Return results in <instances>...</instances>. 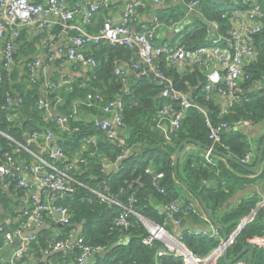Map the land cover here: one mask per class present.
I'll list each match as a JSON object with an SVG mask.
<instances>
[{
	"label": "trees",
	"instance_id": "16d2710c",
	"mask_svg": "<svg viewBox=\"0 0 264 264\" xmlns=\"http://www.w3.org/2000/svg\"><path fill=\"white\" fill-rule=\"evenodd\" d=\"M228 2L234 4L233 0H228L224 4L202 0L200 6L202 14L193 17L194 27L185 30L172 45H182L188 49L209 45L211 43L207 33L209 20L219 23L222 31L227 33L231 28L230 17L233 15V10L226 8ZM166 5L169 6L168 9L165 5L160 8L161 11L164 10L166 17L177 18L185 13V6L181 2L173 3L170 0ZM235 7L234 4L233 9ZM94 20L95 17L92 21ZM103 22L101 19V25ZM60 30L62 27L56 26L52 33L57 34ZM46 34V31L37 35L30 34L24 28L16 41L11 67L7 68L4 60L0 59V165L7 162V156H12L15 162L24 161V165L39 161L28 150L39 153L44 160L52 161L49 151L44 154L39 152V148L46 143L43 134L50 130L56 145L64 150V156L53 163L72 177L70 183L74 188L72 193L63 197L57 194L54 202L68 208L71 222L70 225L53 222L48 211L42 212L44 225L37 230L36 238L29 243L22 259L17 260L16 264H78L81 254L79 248L75 247L67 252L53 251L49 254L45 252L56 240L65 239L74 232L83 235L86 244L104 248L87 264H185L182 256L172 253L160 254L165 247L161 240H156L151 245L143 243L148 230L136 214L129 216L127 228L118 225L116 220L122 207L109 200H101L93 190L101 191L124 204L133 197L134 209L157 223H162L166 217L159 214V204L180 200L183 193L189 191L192 198H186L184 204L188 205L191 200L198 197L203 198L227 234H231L241 220L263 200L264 158L262 171L258 177H245L244 175L250 174V171L243 167L239 160L251 149V143L246 135H232L233 130L228 129L234 128L235 123L242 119L250 120L253 124L264 122V28L254 35L257 54L245 67L248 77L241 82V98L232 106H228L227 112L223 111L217 92H206V76L201 67L187 66L180 69L170 64L166 56L158 58L156 69L172 81L174 90L190 95L193 100L205 106L201 109L191 105L179 129L172 132L170 140L158 126V112L166 104L180 108L181 102L174 96L163 94L166 90L164 83L148 77L130 78L126 69L127 78H130L131 83L129 80L128 87L125 86L115 69L123 66L122 61L128 62L134 54L138 56L137 51L128 46L110 42L92 44L96 49L95 53L86 54L94 56L96 66L91 67L87 75L82 74L78 77L64 76L55 70L51 74L44 97L41 86L47 75L41 74L32 81L29 63L42 50L41 48L38 51L37 44ZM2 46L3 43L0 41V48ZM46 49L44 50L48 52L50 48ZM50 54H53L52 51ZM48 57L49 54L44 58L45 63L48 66L53 65L54 59L51 61ZM24 58L25 72L20 75L17 65ZM134 61L139 62L136 59ZM78 63L80 62H76L73 67ZM62 77L71 82L55 89L49 87L53 82L58 83ZM88 94H100L104 97V102L116 98L122 100L125 125L118 129L117 137H110L104 130L95 126V118L103 116L104 112L100 102L94 100L91 105L89 104ZM8 96L15 101L11 105L7 104ZM18 97L22 98L20 103L16 101ZM44 98L53 110L40 108L39 103ZM74 110H77L76 114H73ZM70 114L73 116L65 127L60 126L57 117ZM208 121L215 125L223 121L228 122L229 128L222 134V140L229 146V150L220 145H217L216 149L218 155L227 153L232 155L234 160L220 158L218 164L213 165L207 163L202 154H189L185 159L179 160L177 175L174 159L176 148L186 138L210 145L211 128ZM35 132L41 134L37 141L31 140ZM91 137H95V142L88 141ZM262 143L258 145L256 158L249 166L256 164ZM196 145L202 151L206 150V147ZM125 150H128V155L114 164L116 158ZM106 160L113 163L109 171L104 168ZM74 162L75 164L68 168ZM147 168H152L154 173L164 172V177L159 181V188H163V192L154 185V173L147 172ZM13 173L14 176L7 179H12L11 185L7 188H5L7 180L0 177V247L5 243L6 233L19 228L23 221L15 212L16 207L20 205L19 202L25 201L22 203L23 206L32 204L27 190L17 186L19 173ZM102 182H106L107 190L101 188ZM252 184H257L260 189L253 192V195L241 199L231 209H220L237 189ZM14 198L19 201H14ZM41 200L43 203L46 201L45 198ZM9 214L15 215L16 220L7 223L4 217ZM178 215L181 216L183 213ZM54 227L60 228L57 237L54 236ZM168 229L173 232L170 225ZM183 234L184 244L198 256H208L219 245V239L215 237L196 236L187 230ZM262 235L264 207L229 247L230 256L241 252L254 236ZM221 261L222 264H226L223 259ZM253 264H264V248L256 247Z\"/></svg>",
	"mask_w": 264,
	"mask_h": 264
},
{
	"label": "built area",
	"instance_id": "2783aa9c",
	"mask_svg": "<svg viewBox=\"0 0 264 264\" xmlns=\"http://www.w3.org/2000/svg\"><path fill=\"white\" fill-rule=\"evenodd\" d=\"M170 0H155L157 4L164 5ZM173 3L181 2L185 6V13L179 19H170L169 21H162L158 17L154 18L149 27L145 31H139L130 26V22L135 18L138 8L141 6L139 0L128 2L124 11L123 21L115 23L111 18H107L103 26L97 32H89L83 30L81 26H73L78 30V34L72 37L71 44L67 50V57L70 61L80 62L89 66H96L97 62L93 56L86 54L85 48L92 44H101L103 42H110L112 44H122L137 51L140 61H132L131 66L135 70L145 72V65H149L151 70L156 71V61L161 56H166L169 63L183 69L187 66L197 65L204 70L206 76L205 90L207 93L217 92L221 98H226V108L232 106L236 101L240 100L242 88L241 82L248 77L245 73V67L257 54L254 44V35L260 33L264 28V0H233L236 5L233 9V15L230 17L231 28L229 31L223 32L220 24L216 21H207V33L211 43L209 45H200L194 49H188L182 45H161L155 43L157 32L162 27L169 30H176L180 33L186 28L194 27L195 15H201L200 6L202 0H171ZM111 0H102L101 2H88L87 7L82 9L70 8L66 0H0V35L7 36L3 46L4 64L9 68L12 64V56L17 39L24 28L34 26L36 28H43L46 24L54 22V19H62L65 22L74 20L77 11H83V23L88 25L92 22L94 15L104 7H108ZM244 6L240 8L239 6ZM186 29V30H187ZM54 38V37H52ZM49 59L52 61L53 56H50L51 49L48 50ZM48 65L45 63L43 57L38 56L29 63V73L32 81H35L41 74H47ZM144 70V71H143ZM117 75L121 76L125 86L128 87V78L125 71V66H118L115 69ZM161 74V73H159ZM65 76V75H64ZM1 80V75H0ZM70 81L64 77L58 83H51L50 88L55 89L58 86L69 84ZM49 84V83H48ZM173 93L166 89L163 94L165 96H174L180 100L181 107L177 108L173 104H166L160 108L158 112V126L163 130L166 138L171 139L172 132L179 129L181 122L186 114L187 109L191 106L189 96L184 93L174 90ZM96 100L102 104L104 115L95 118V126L101 128L110 137H117V132L120 127H124L123 121V103L120 98H116L104 102V97L100 94H88V101L91 105ZM18 103L22 98L16 99ZM60 101V98H58ZM15 101L11 96L7 98V104L11 105ZM40 108H47L53 110L49 102L44 98L39 103ZM74 110L73 114H76ZM70 115H61L57 117L60 126L65 125L72 118ZM164 123L167 126L164 127ZM211 128L210 140L206 150L202 153L207 163L217 165L220 158H225L223 155H218L217 145L229 150V146L223 142L222 134L229 128L228 122H221L217 125L208 121ZM250 120H239L235 126H251ZM41 136L40 133L35 132L32 136L33 141ZM46 143L52 139L53 133L48 130L43 134ZM95 137L88 139L89 142H95ZM50 158L52 161L39 158L38 163L31 165H24V174L19 173L17 186L27 190L29 200L32 204L24 205L22 207L23 221L17 230L8 231L6 233V245H10L15 239L20 237V244L15 250L11 263L16 264L17 260H21L24 251L31 241L36 238L37 230L43 225L42 212L48 211L50 214H56V222L62 225H70L71 214L67 207L57 205L55 202H42L38 191H48L52 195L54 193L60 194L61 197L74 191L70 181L73 180L65 172L60 171L54 165V160L64 156V150L55 146L50 149ZM257 147L251 144V149L240 158V163L250 165L256 158ZM128 155V150H125L119 155L114 164L119 163L123 157ZM112 163L111 161H108ZM68 167L71 168L72 165ZM113 164V163H112ZM105 166V165H104ZM14 168L16 162L12 156H7V162L0 165V177L2 180H7L14 176ZM147 172L154 173L152 168H147ZM26 173H30L34 181H36L40 188L33 183L26 180ZM164 177V172L154 173V185L159 188V181ZM207 182V181H204ZM12 179L6 181L5 186L9 187ZM161 192L163 188H159ZM95 193L101 200H109L122 207V211L117 218L118 225L127 228L129 226V216L136 214L143 222L148 230V234L143 238V243L151 245L156 240H161L165 247L159 252L160 254L172 253L182 256L185 264H218V258L223 256L224 250L229 248L234 242L243 228L254 219L257 212L264 207L263 200L257 207L245 218L241 220L236 229L228 234V238H224L221 230L210 220L207 214L202 210L198 199L191 200L188 205L180 200H172L159 204L158 212L160 215H165V220L162 223H157L150 218H141L140 213L134 209L135 199L129 198L127 204L109 197L101 191ZM194 213L203 214L205 221L209 226L204 228L188 229L187 231L196 236L215 237L219 239V245L207 257L198 256L187 248L184 244V231L180 229L178 232H171L168 225L175 228L181 227L182 215L180 213ZM144 216V215H143ZM1 229V228H0ZM29 230L32 233L28 236H23V231ZM172 239L178 243H173ZM257 246L264 248V235L254 236L249 240ZM81 249L78 264H85L86 261L96 254L104 250L102 246H91L85 243L83 235L70 234L65 239L56 240L45 251L49 254L53 251H71L74 248ZM160 264V263H158ZM246 264V263H237Z\"/></svg>",
	"mask_w": 264,
	"mask_h": 264
},
{
	"label": "crops",
	"instance_id": "0c3cea01",
	"mask_svg": "<svg viewBox=\"0 0 264 264\" xmlns=\"http://www.w3.org/2000/svg\"><path fill=\"white\" fill-rule=\"evenodd\" d=\"M43 1H45V0H43ZM66 1H67L68 6L70 8L71 7L72 8L78 7L79 9H82V7L83 8L87 7L88 2H91V1L92 2H101L102 0H66ZM131 1H134V0H111L110 5L108 7H104L99 12H97L94 15L95 20L92 21L88 25L83 23L84 12L80 10V11H77L74 20L69 21V22H65L62 19H54V22H50V23L46 24L43 28H36L34 26L27 27L26 29L30 32V34L32 33L34 35H37L42 31H46V33H47L43 38L40 39L39 43L37 44L38 45V51L42 48V50L37 53L38 56H41L43 58L47 57L49 52H46L44 50L47 47H49L53 53L52 55L54 57V64L50 65L48 67L46 79L55 70L62 73L63 75H69L71 77L81 76L82 74H86L89 70H91L92 66L82 64V63H78L77 65H75V67H73L76 62L70 61L67 57V50L71 44L72 37L78 34V30L73 28V26H81V28L83 30H87L89 32H97L103 26V24L101 25V19L103 21H105L107 18H111L115 23H121L123 21V15H124L126 5L128 2H131ZM139 1L141 3V7L139 8V10H137L135 18L130 23V26L135 28V29H138L141 31L147 30L149 27H151L152 21L156 17H158L162 21H169L170 19H176L177 20V19L182 17V15H180L177 18L168 17V16L166 17L164 15V10L161 11V9H160L161 7H164V5L168 9L169 6H167L166 4H164V5L157 4L155 2V0H139ZM167 9H166V11H168ZM0 12H1V9H0ZM162 18H164V19H162ZM56 26L62 27V30H60L59 33H57V34L52 33L53 28H55ZM185 30L180 33L179 31L169 30L166 27H162L157 32V35H156L157 37L155 38V43H158L161 45L172 44L173 42H176V40L178 39L177 38L178 35L179 36L181 34L183 35ZM0 37H1L0 41H1V43H3V46H4V42L7 38V36L6 35L5 36L0 35ZM52 37H54V38H52ZM3 46H2V48H0V59L1 60H4L3 52H2ZM85 51H86V53L94 54L96 49L94 47H92V45H88V46H86ZM37 55H36V57H37ZM52 55L50 54V56H52ZM135 55L136 54H134V56H132L129 59L130 62L129 61L128 62L122 61L123 62L122 64L125 66V69L127 71V75L130 78L138 79V78H140V74H142L143 72L139 71V70H135L131 66L132 61H134L135 59L140 61L139 56H137V55L135 56ZM56 59L58 60L57 63H55ZM25 60H26V58H24V60L22 59V61L19 63V65H17V70L20 73V75L24 74V72H25V63H23ZM194 67H198V66L194 65ZM130 78L128 79V81L130 80ZM46 79H45V81H46ZM130 83H131V80H130ZM257 87H259V86H257ZM219 99L223 105V108H225L226 103H227V99L221 98L220 96H219ZM163 126L166 127L167 123H164ZM228 130L229 131L233 130L234 133L232 135H237V134L246 135V137L248 138L250 143L252 145H254L255 147H258V145L261 142H263L262 140H264V122H261L259 124H253L251 126H235L234 128H229ZM55 146H57V145H56V140L54 138V139L48 141L47 143H45L44 145H42L41 148H39V152H41V154H44L45 152L50 151V149L55 147ZM28 151L30 153H32L34 156H36V159H39V158L43 159L39 153H35L32 150H28ZM203 152L204 151H202L200 149V147L197 146L196 144L189 143L182 149L180 159H185L189 154L200 155ZM38 162L39 161H37V160L33 161V163H38ZM74 164H75V162H74ZM104 165H105L104 168L106 171L111 170V168L113 166V164L109 163L107 160L104 162ZM226 165L229 167V165L227 163H226ZM23 167H24V161L18 160L16 162V168H14V171L15 172L19 171V173L24 174L25 172H24ZM262 167H263V163L261 164V168L259 171L250 172V174L244 175V176L247 178H256L261 173ZM59 170L63 171L61 169H59ZM63 172L66 173V171H63ZM26 180L28 182L33 183L36 187L40 188V185L36 181H34V179L32 178V175L30 173H26ZM254 187H255V189H254ZM5 188H7V187L5 186ZM106 188H107V185H106ZM259 189L260 188H258L257 184L247 185L246 187H244L242 189V190H246V194H243L244 192L242 190H240L239 194L236 198H238L237 200L239 202L242 199L243 195L245 197L246 195H248L254 191H257ZM93 191H95V190H93ZM38 193H39L41 199L45 198L46 202H48V201L54 202L56 199V196H57L56 193H54V195H52L47 190L46 191L40 190V191H38ZM188 197L192 198V195L189 193V191H187V192L185 191L183 193V197L180 198V201L183 202ZM20 200H21V198H20ZM14 201H19V199L16 200L14 198ZM21 201H23V200H21ZM21 201L19 202L20 205L17 206L15 209V212L17 213L18 218L22 217L21 211H22L23 204L25 202V201H23V202H21ZM202 210H203V208H202ZM51 215H52V216H50L51 221L56 222L57 215L56 214H51ZM4 220L7 223H11L12 220H16L15 215L12 216V214H9V215L4 217ZM43 225H44V223H43ZM207 226H209V224L207 223V221H205L203 214H194V213L186 212L182 215L181 227L180 228L171 227V228H172L173 233L174 232L176 233L180 229L188 230V229H194V228H204ZM17 229H13V231L17 230ZM10 231H12V230H10ZM53 232H54V236L57 237L58 233L60 232V228L54 227ZM31 233H32L31 231L25 230V231H23V236H27V235L29 236ZM222 235H223V233H222ZM19 241H20V237L15 239L14 242L11 243L10 245H6V242H5L4 245L0 247V264H12L11 260H12V257L14 255L15 250L18 248V245L20 244ZM236 256L237 255L230 256L229 251H228V258L233 259ZM248 257H249V252H247L245 255L241 256L240 259L237 260L233 264H237L238 262L239 263L244 262L247 264ZM92 258L93 257L89 258L85 264L89 263ZM222 259L225 261L224 255L221 256L220 258H218V261H217L218 264H222V261H221ZM225 263H226V261H225Z\"/></svg>",
	"mask_w": 264,
	"mask_h": 264
},
{
	"label": "water",
	"instance_id": "95a60500",
	"mask_svg": "<svg viewBox=\"0 0 264 264\" xmlns=\"http://www.w3.org/2000/svg\"><path fill=\"white\" fill-rule=\"evenodd\" d=\"M210 1L215 2L217 4H224L228 0H210ZM57 61L58 60L56 59L55 60V63H57ZM140 77H148L150 79H153V80H157L159 82H162V83H164L166 85V89L170 90L171 93H173V91H172V81L169 80V79H167V78H165L162 74H159V73H157L154 70H151V68H150L149 65H145V72H143L142 74H140ZM50 79H51V74L48 76V78L46 79V81L41 86V93H42V95L44 97H45L47 85L50 82ZM189 100H190L191 105H195V106H197V107H199L201 109H204L205 108V106L202 103L193 100L191 98V96H189ZM208 114H209V116L212 115L210 112ZM189 143H194V144L202 145V146H204L206 148L208 147V145L201 144V143H199L197 141H194L191 138L184 139L178 145V147L176 148L175 153H174L175 169H176V174L177 175H178V164H179V160H180L181 151ZM222 155L225 158H227V159L234 160V158L230 154L222 153ZM263 158H264V140H263L261 149L259 151L258 159H257V162H256V165L255 166L244 165V164L240 163V161H239V163L243 167H245L248 171H250V172H257L261 168V164H262ZM106 185H107L106 182H102L101 183V187L103 189H105V190H107ZM185 186L187 187L188 185L185 183ZM198 200H199V202L201 204V207L203 208V210L205 211V213L207 214V216L210 218V220L221 230V232L223 233V237L224 238H228V234L226 233L223 225L216 218V216H215L214 212L212 211V209L208 206V204L204 201L203 198L198 197ZM140 217L141 218H144V219L146 218L143 215H140ZM256 247H257V245L255 243L250 242L233 259L228 258L229 248H226L224 250V254H223L224 255V259H225V261H226L227 264H233L237 260H239L241 256H243L244 254H246L247 252H249V257H248L247 264H253V259H254V254H255ZM96 255L98 256L99 254H96Z\"/></svg>",
	"mask_w": 264,
	"mask_h": 264
},
{
	"label": "rangeland",
	"instance_id": "374dc122",
	"mask_svg": "<svg viewBox=\"0 0 264 264\" xmlns=\"http://www.w3.org/2000/svg\"><path fill=\"white\" fill-rule=\"evenodd\" d=\"M226 8L227 9H229V10H233V8H234V4L232 3V2H228L227 3V5H226ZM179 35L177 36V38L179 39ZM177 39V40H178ZM176 40V41H177ZM258 177V176H257ZM258 188H259V186H258ZM243 189V188H242ZM241 188H239V189H237V191H235L230 197H229V199L220 207V209L221 210H226V209H231L237 202H238V198H236L237 196H238V194H239V191L240 190H242ZM254 189H255V187H254ZM243 192V194H246V190H242ZM255 192V191H254ZM251 196V195H253V192L252 193H250V194H248V195H246L245 197H247V196ZM263 196H264V193H263ZM244 197V195H243V197H242V199L243 198H245ZM258 204H260V202L258 203ZM207 257V256H206Z\"/></svg>",
	"mask_w": 264,
	"mask_h": 264
},
{
	"label": "bare ground",
	"instance_id": "6f19581e",
	"mask_svg": "<svg viewBox=\"0 0 264 264\" xmlns=\"http://www.w3.org/2000/svg\"><path fill=\"white\" fill-rule=\"evenodd\" d=\"M173 243H175L176 245H178V243L175 241V239H172Z\"/></svg>",
	"mask_w": 264,
	"mask_h": 264
}]
</instances>
